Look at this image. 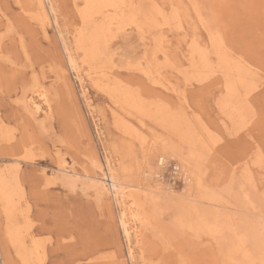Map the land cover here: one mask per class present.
Returning a JSON list of instances; mask_svg holds the SVG:
<instances>
[{
  "label": "rangeland",
  "instance_id": "rangeland-1",
  "mask_svg": "<svg viewBox=\"0 0 264 264\" xmlns=\"http://www.w3.org/2000/svg\"><path fill=\"white\" fill-rule=\"evenodd\" d=\"M42 2L0 0V264H264V0Z\"/></svg>",
  "mask_w": 264,
  "mask_h": 264
},
{
  "label": "bare ground",
  "instance_id": "bare-ground-1",
  "mask_svg": "<svg viewBox=\"0 0 264 264\" xmlns=\"http://www.w3.org/2000/svg\"><path fill=\"white\" fill-rule=\"evenodd\" d=\"M37 3H38V7L39 9L41 10L44 18H46V11H45V8H44V5H43V2L42 0H36ZM47 1V0H46ZM89 3L88 5H90V11L92 12V10L95 12V11H98L99 9H101L102 7H104L105 5V1L106 0H88ZM36 3V2H35ZM146 9V8H145ZM70 35V34H69ZM93 46V45H92ZM87 54V53H86ZM93 54L92 51L89 52L87 54V56ZM69 65L71 67L72 70H75L77 71L76 69V63L75 61L69 57ZM41 96V95H40ZM42 101V100H41ZM37 104V103H36ZM36 104L34 102L31 103V106L33 107H36L34 108L36 110V112L38 111V107L36 106ZM41 107V106H40ZM43 111V110H42ZM61 171L63 172H66L67 173V169L65 167H61L60 169ZM107 176V175H106ZM7 178V177H6ZM108 178H109V183H108V187L112 190L113 192V196L114 198L113 199H116V203L118 205H120V201H119V198L120 196L122 195V189H120L118 187V184L117 182L115 181V179L113 177H111L109 174H108ZM16 181V180H15ZM98 182V181H97ZM15 183V182H14ZM13 183V184H14ZM13 184L11 185L2 175H0V202H2L4 204V207L6 208V210H10V208H12V204H13V196L16 194V191L14 189V186H16V184ZM105 185L104 183L101 182V189H105ZM99 187V188H100ZM16 188V187H15ZM101 191V190H100ZM21 195V194H20ZM122 199V198H121ZM19 200V199H18ZM15 201V200H14ZM11 219V218H10ZM12 221V220H11ZM10 222V221H8ZM8 224V223H7ZM13 223L11 222V225ZM120 224L121 226L124 225V221H123V218H122V214H120ZM10 225V224H9ZM8 226V225H6ZM10 227V226H9ZM12 229V227H10ZM14 228V227H13ZM9 229V228H8ZM9 229V230H11ZM16 229V228H15ZM18 229V228H17ZM21 229V228H20ZM19 229V230H20ZM18 230V231H19ZM17 230H14V232L11 231L10 233V241L12 243V245L14 246L17 254H20L24 260L27 262L28 260H30V257L32 256L33 254V250H31L30 248L26 247L24 242L21 241V230L18 232ZM21 232V233H20ZM135 232V231H134ZM242 232V231H240ZM239 232V233H240ZM245 234L243 235L242 238H239L238 242H237V246L238 247H242L244 243H248L249 246L255 248V249H260L261 246L263 245H260V243L258 242V237H260L259 235V232L257 230V228H255L254 226L253 227H250V228H247L245 231ZM258 232V234H257ZM24 240V239H23ZM264 243V242H262ZM248 247V246H246ZM249 248V247H248ZM249 250V249H247ZM253 250V249H252ZM260 251V250H259ZM247 253V252H246ZM261 253V252H260ZM263 253V252H262ZM240 254V253H239ZM242 254V253H241ZM258 254V253H257ZM239 256V255H238ZM245 256V255H244ZM240 257V256H239ZM258 257V256H257ZM260 257V256H259ZM262 258V257H261Z\"/></svg>",
  "mask_w": 264,
  "mask_h": 264
}]
</instances>
